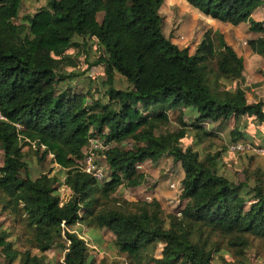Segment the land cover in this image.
Segmentation results:
<instances>
[{
	"label": "trees",
	"instance_id": "1",
	"mask_svg": "<svg viewBox=\"0 0 264 264\" xmlns=\"http://www.w3.org/2000/svg\"><path fill=\"white\" fill-rule=\"evenodd\" d=\"M164 1L48 0L16 22L21 0H0V207L23 236L20 249L18 237L11 239L0 223L2 264H47L45 253L54 248L63 251L61 264H94L89 245L72 230L77 223L110 231L129 264H216V257L247 264L248 247L264 246V169H245L237 181L224 171L221 150L210 151L217 130L230 120L232 142L252 139L245 122L261 127L264 141V104L248 102L240 86L221 82L239 81L244 66L220 34L216 46L205 35L192 55L165 36ZM185 1L212 19L247 23L264 34L263 22L252 18L264 0ZM76 38L91 39L100 51L95 64L106 77L102 97L59 88L71 77L60 73L62 66H75L66 51L79 46ZM248 45L264 59V37ZM115 74L124 87L115 85ZM174 111L180 128L161 132ZM188 111L193 115L185 121ZM207 123L217 125L208 129ZM187 128L194 146L182 148ZM91 138L106 146L97 151L103 180L77 168ZM206 141L202 154L195 147ZM25 147L34 149L40 166L50 156L57 168L31 175ZM163 155L182 167L179 214L165 215L155 198L116 196L121 185L145 182L138 164ZM61 178L70 191L65 201L57 190ZM159 242L160 255L150 254Z\"/></svg>",
	"mask_w": 264,
	"mask_h": 264
},
{
	"label": "rangeland",
	"instance_id": "2",
	"mask_svg": "<svg viewBox=\"0 0 264 264\" xmlns=\"http://www.w3.org/2000/svg\"><path fill=\"white\" fill-rule=\"evenodd\" d=\"M48 0H21V8L16 22H21L25 15H31L43 6H46ZM159 13L163 20V32L174 44L180 48H187L189 54H194L199 43L204 39L205 35L212 40L214 45L218 44L217 36L220 34L223 40L230 45L235 52L243 59V72L239 81L230 82L221 80L228 88L240 86L244 91L248 102L262 101L264 104V59L261 55L254 53L248 41L258 37H264L263 33L253 32L250 30L247 23L232 25L230 23L221 22L212 19L196 8L192 7L185 0H165L159 9ZM102 14H98V19H101ZM252 18L255 21L263 22L264 25V5L255 9L252 13ZM79 46H72L66 51L71 55L75 66H62L60 73L69 74L71 77L62 81L59 84L60 89L70 87L73 92L77 91H91L93 96L102 97L104 89V82L106 77L103 66L95 64L99 49L96 47L91 39L83 41L76 38ZM210 63H214V59L208 58ZM213 60V61H212ZM212 63V64H213ZM115 85L117 87H124L125 81L117 74L114 75ZM86 100H90L87 96ZM178 112L170 113V123L166 127H162L160 131L169 130L177 131L180 124L177 122ZM193 115L192 111H188L185 121H190ZM243 124V123H242ZM217 123H207L208 129H213ZM246 122L243 129L252 137L250 141L239 140L238 142L248 145L247 149L241 152H232L228 150V145L232 143L230 131L234 127V122L230 120L222 129L217 130V137L213 138L210 145V151L221 150V161L224 165V171L230 175L234 180L242 181L244 178V170H254L257 167L264 169V155L257 153L255 150L258 146H264L262 140L261 127L254 126ZM98 143L95 147L96 153L98 149H103L106 146L102 139L96 138ZM210 142L199 144L197 148L202 154ZM182 148L193 145V132L187 128L186 134L180 140ZM101 145V146H99ZM124 145L132 146V142L126 141ZM194 146V145H193ZM92 146L88 145L84 152ZM26 160L29 166V173L36 176L42 170L53 169L57 166L50 163V156L44 161V165L40 166L37 163V157L34 154L33 148L25 147ZM97 156L100 157L99 153ZM250 157H253L250 159ZM2 162V151L0 150V165ZM137 169L146 175L145 182L135 188H126L119 186L116 191V196H122L130 201L139 199L150 200L157 199L163 209L164 214H179V210L183 207L185 200L181 198L180 181L183 176L182 167L179 162L173 161L169 155H163L155 161L146 160L137 165ZM63 179L61 178V183ZM249 182L252 184V180ZM58 193L60 199L65 201L70 191L62 184L58 186ZM244 191L248 192L247 189ZM0 223L5 229L13 233L11 239H16V246L23 249V236L20 234L21 229L7 213L1 212L0 207ZM72 230L77 232L89 245L91 251L90 255L94 264H129L127 258L118 254L113 246V235L106 229L94 230L88 229L84 224L77 223L72 227ZM162 243L149 247V253L154 256H159ZM33 252H36L35 250ZM247 264H264V246H260L257 242L251 244L246 250ZM47 264H61L63 251L54 248L45 253ZM216 257V255H215ZM225 259L230 260L231 255L225 254ZM3 254L0 251V264L4 263ZM216 264H223L219 258L215 259ZM17 264V263H15ZM151 264V263H145Z\"/></svg>",
	"mask_w": 264,
	"mask_h": 264
},
{
	"label": "built area",
	"instance_id": "3",
	"mask_svg": "<svg viewBox=\"0 0 264 264\" xmlns=\"http://www.w3.org/2000/svg\"><path fill=\"white\" fill-rule=\"evenodd\" d=\"M0 119L4 117L0 114ZM98 141L96 138L89 139V145L92 148L84 152V157L78 161L77 168L92 175L97 180H103L106 175L105 167L103 164L97 162V153L95 147ZM101 146V145H99ZM248 145L241 142H232L228 145V150L232 152H241L247 149ZM257 153L264 155V146H258L256 149Z\"/></svg>",
	"mask_w": 264,
	"mask_h": 264
}]
</instances>
